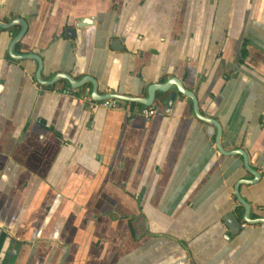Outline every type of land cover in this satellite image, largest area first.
<instances>
[{"label":"crops","instance_id":"0c3cea01","mask_svg":"<svg viewBox=\"0 0 264 264\" xmlns=\"http://www.w3.org/2000/svg\"><path fill=\"white\" fill-rule=\"evenodd\" d=\"M13 20L0 27V264H264V226L235 196L264 218V0H0ZM27 54L43 80L82 78L78 94L145 98L173 78L153 103L175 92L171 112L89 111L65 80L38 86Z\"/></svg>","mask_w":264,"mask_h":264},{"label":"water","instance_id":"95a60500","mask_svg":"<svg viewBox=\"0 0 264 264\" xmlns=\"http://www.w3.org/2000/svg\"><path fill=\"white\" fill-rule=\"evenodd\" d=\"M15 23L16 22L14 20L12 22H10V23L0 22V27H2V28H8V27L12 26ZM21 24H23V23H21ZM83 24H86V20H83V21L79 22V24H77V25H83ZM65 33H66L67 36L74 35L73 28H71V27L70 28H66L65 29ZM22 36H23V30H21L19 32V34L16 37H14V39L12 41V45L17 40H19ZM113 45L116 46L117 48L120 47V44H119V41L118 40H114ZM27 56H29V58L36 59L37 62H38V69H37V72L35 74V79H36V82L39 83V84H42V85L49 84L50 85V84H53L55 81L65 80V81L69 82V84L71 86H73V87H79V86H81L84 83V81H83L82 78L79 79V80H76V79L72 78V76H70L69 74H67V73H61V72L57 73L50 80H47V81L46 80H43L42 79V76H41V67H42V60H41V58L39 56L35 55V54H27V55H24V58H27ZM172 82H173V78H170V79H167L165 82L160 83V84H158V83L151 84L150 87H148V96L146 98L128 97V96H125V95H122V94L101 95V94H99V92L96 89V87H94L91 90V96L94 99H98V100L99 99H105V98H108V97H116V98H122V99H126V100H133V101H137V102L143 103L145 105H148L154 99V92H155V90L167 91L169 89V87H170V84H172ZM174 83L177 85V88H178V91L179 92H181L182 94H184L186 96H189L192 99L193 106H194V110H195L197 116L200 117L201 119L207 121V122H211L212 124H214L216 126V128H217L216 146L218 147L219 150H222L221 145L219 143L220 126L217 123V121L214 120L211 117L201 116L198 113V111H197V100H196L194 94H192V92H190L189 90H186L185 88H183L182 86H180V84H179V82L177 80H175ZM174 97H175V92H171L170 93V96H169V100H168V105H171L172 104V101H173ZM230 153H233V154L239 153V154H241L243 156V158H244V165L247 167V169H251L249 167L248 163H247V158H246V155H245V153L243 151H236V152H230ZM253 174H254L255 177L257 176L256 173H253ZM246 181H249V180H245V181H242V182L243 183H247ZM237 187L238 186H236L235 196H236L237 200L245 208L244 217L242 218V220L244 222H246V223H252V224L259 223L262 226H264V218H258L256 220H252V219L249 218V210H250L249 204L247 202H245L242 198L239 197V194H238V191H237ZM224 222L229 225L231 232H237L241 228L240 221H238L236 218H234V214L233 213L228 214V216L224 219Z\"/></svg>","mask_w":264,"mask_h":264},{"label":"flooded vegetation","instance_id":"af4514ba","mask_svg":"<svg viewBox=\"0 0 264 264\" xmlns=\"http://www.w3.org/2000/svg\"><path fill=\"white\" fill-rule=\"evenodd\" d=\"M76 89V91L73 93V94H70V93H67V91L68 90H71V89ZM78 87H70V88H68V89H64V90H62L63 92H65L66 94H70L71 96H76V98L78 97V95H80V94H86V95H88L90 98H93L89 93H79L78 94V89H77ZM155 92H156V90H155ZM154 92V98H155V95H156V93ZM162 92H165V91H160L159 90V92H158V94H161ZM181 93V92H180ZM110 94H115V93H113V92H111ZM158 94H157V96H158ZM125 96H127V95H125ZM170 96V95H169ZM128 97H137V96H128ZM138 98H141V97H138ZM146 98V97H145ZM175 98V97H174ZM94 99V98H93ZM108 99H113V100H115L116 102H115V105L114 106H110V107H98V108H96V109H93V110H90V109H88L87 107H86V105H83L82 104V106H84L87 110H89V111H95V110H97V109H100V108H111V107H113V108H121L122 107V109L125 111V115H126V117H128V118H132L133 116H135V115H142V116H144V117H146V118H148L149 116H152V115H154V114H156V113H170L171 112V105H168V102H167V106L163 109V110H158V108L156 107V106H154L153 105V103H154V99H153V101L150 103V104H148V105H145V104H143V103H140V102H137V101H133V100H126V99H122V98H116V97H108ZM98 100V99H97ZM100 100V99H99ZM169 100V99H168ZM174 100V99H173ZM192 100V99H191ZM173 102V101H172ZM192 104H193V101H192ZM197 106H198V104H197ZM193 109H194V106H193ZM197 111H198V109H197ZM194 113L196 114V112H195V110H194ZM198 113L200 114V112L198 111ZM201 116H204V115H202V114H200ZM196 116H197V114H196ZM205 117V116H204ZM203 120V119H202ZM215 146H216V141H215ZM217 147V146H216ZM217 149H218V147H217ZM219 150V149H218ZM220 151V150H219ZM235 198V197H234Z\"/></svg>","mask_w":264,"mask_h":264},{"label":"built area","instance_id":"2783aa9c","mask_svg":"<svg viewBox=\"0 0 264 264\" xmlns=\"http://www.w3.org/2000/svg\"><path fill=\"white\" fill-rule=\"evenodd\" d=\"M36 84H37V82H36ZM37 85L40 86V84H37ZM75 91H76V89L73 88L71 90H68L67 93L73 94ZM77 100L79 101V103L86 105V107L90 110L96 109L98 107L114 106L115 102H116L115 100L108 99V98L100 99V100L93 99V98H90L86 94L78 95Z\"/></svg>","mask_w":264,"mask_h":264}]
</instances>
